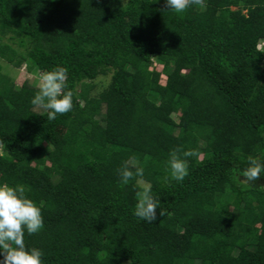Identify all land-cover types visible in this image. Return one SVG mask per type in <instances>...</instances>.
<instances>
[{
  "label": "trees",
  "instance_id": "obj_1",
  "mask_svg": "<svg viewBox=\"0 0 264 264\" xmlns=\"http://www.w3.org/2000/svg\"><path fill=\"white\" fill-rule=\"evenodd\" d=\"M264 0H0V59L68 69L73 108L47 119L39 90L0 65V182L20 184L44 227L45 264H264ZM161 66L162 69H157ZM112 73L91 96V82ZM165 84H161L162 78ZM58 129H62L60 136ZM185 157L176 181L168 160ZM144 168L164 215H134Z\"/></svg>",
  "mask_w": 264,
  "mask_h": 264
},
{
  "label": "clouds",
  "instance_id": "obj_2",
  "mask_svg": "<svg viewBox=\"0 0 264 264\" xmlns=\"http://www.w3.org/2000/svg\"><path fill=\"white\" fill-rule=\"evenodd\" d=\"M168 8L177 12L187 9L193 0H165ZM67 67L57 65L51 70L40 73L38 91L31 98V104L47 110V119L55 120L58 114L73 108V93L68 88ZM198 150L190 149L179 154L171 152L168 165L171 178L182 181L189 174L188 161L185 157H198ZM120 180L127 184L133 177L140 186L139 199L136 201L134 215L146 222H155L159 215H164L160 207L161 200L152 190L150 182L143 180L144 168L124 161L118 169ZM247 182L256 181L264 176V159L249 156L248 166L239 173ZM44 227V216L39 204L25 194L20 184L0 182V264H45L41 248L25 244V232L38 233Z\"/></svg>",
  "mask_w": 264,
  "mask_h": 264
},
{
  "label": "rangeland",
  "instance_id": "obj_3",
  "mask_svg": "<svg viewBox=\"0 0 264 264\" xmlns=\"http://www.w3.org/2000/svg\"><path fill=\"white\" fill-rule=\"evenodd\" d=\"M261 48L264 50V41H262L261 43ZM0 65L2 66L4 73L12 76L15 79L17 86H21L26 80H29L32 85L38 86L40 73H28L25 67L17 69L13 65L8 64L3 59H0ZM157 69L161 70L162 67L158 66ZM111 80L112 73L99 76L96 80L91 82L92 84H94V88L91 90L90 95L99 96V94L108 87V85L111 83ZM165 82L166 78L163 77L161 84H165ZM63 131L64 130L62 129H58V133L60 136L63 134Z\"/></svg>",
  "mask_w": 264,
  "mask_h": 264
}]
</instances>
